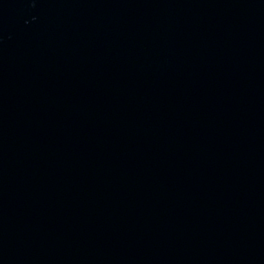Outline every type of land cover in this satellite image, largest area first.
Listing matches in <instances>:
<instances>
[{"label": "water", "instance_id": "water-1", "mask_svg": "<svg viewBox=\"0 0 264 264\" xmlns=\"http://www.w3.org/2000/svg\"><path fill=\"white\" fill-rule=\"evenodd\" d=\"M0 264H264V0H0Z\"/></svg>", "mask_w": 264, "mask_h": 264}]
</instances>
